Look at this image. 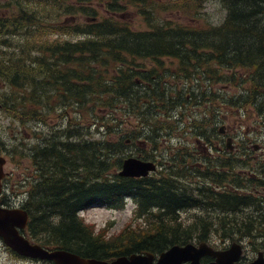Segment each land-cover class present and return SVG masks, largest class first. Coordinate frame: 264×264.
<instances>
[{
  "label": "trees",
  "instance_id": "obj_1",
  "mask_svg": "<svg viewBox=\"0 0 264 264\" xmlns=\"http://www.w3.org/2000/svg\"><path fill=\"white\" fill-rule=\"evenodd\" d=\"M80 1H76L75 9L84 16L90 15L94 22L80 25L79 39L50 37V33L58 30L57 20L74 13L70 5L67 9L63 5L59 7L62 0H9L14 12L19 14L0 18V29H26L14 44L5 37L12 32L0 31L2 112L14 111V120L21 126L33 117L44 122L55 111L64 117L66 106L72 104L79 107L81 104L86 116L91 109L88 104H92L110 117L107 123L103 121L105 116H90L91 122H86L82 133L72 131L73 127L52 131L47 140L43 137L49 148L38 149L35 156L28 148L25 156L31 157V162L37 157L39 180L35 185L27 167L13 183L26 185L25 200L20 206L27 213L24 236L41 246L104 259L134 250L161 251L192 238L203 241L209 238L215 225L214 232L219 237L251 236L252 249L264 250V195L253 191L264 184V162L250 166L246 173L235 172V154L224 153L225 159L214 156L212 163L209 159L206 166L204 163L196 169V176L201 174L206 180L197 184L198 195L193 199L177 195L172 163L165 177L159 169L139 179L116 174L126 157L127 137H123L121 127L128 124L129 115L133 113L138 123L153 124L151 138L158 139L157 125L164 110L168 123L178 101L177 95L162 92L154 65L148 72H130L131 59L139 60L133 64L136 67H141L139 63L145 59L156 65L163 59H171L182 69L185 78L189 77V70L201 67L203 83L209 80L212 85L221 84L218 91L222 94L212 89L214 150L215 142L219 141L216 125L224 116L219 119L220 109L229 114L239 113L246 119L252 113L256 116L252 120L254 130L258 132L259 127L264 130V0H217L224 10L218 23L202 17V4L207 0H172L161 4L157 0H136L137 14L145 25L142 30L131 28L113 15L103 17V13L100 17V13L99 16L86 5L89 0ZM110 1L106 9L115 11L112 6L118 2ZM53 5L57 8L52 16ZM172 10L187 21L161 18L162 13ZM51 42L82 44L84 48L47 49L45 44ZM109 66L111 73L106 70ZM134 76L144 82L129 92L135 86ZM96 120L100 123L94 125ZM90 124L100 134L97 138L86 137L85 129ZM173 128L168 125L166 131ZM196 129L197 139L202 140L205 131L201 133L199 125ZM112 131L116 140L110 139ZM7 151L10 155L16 152L15 148ZM125 196L133 201L132 213L143 220V227L136 225L134 230L114 240L104 238L105 229L93 235L92 227L75 215L92 203L122 209ZM178 203L216 209V219L207 220V216L199 214L194 220L178 221L179 209L175 206ZM243 206L250 207L244 214L247 219L237 213ZM56 215L58 221L54 219ZM128 227L124 226L120 232Z\"/></svg>",
  "mask_w": 264,
  "mask_h": 264
},
{
  "label": "rangeland",
  "instance_id": "obj_2",
  "mask_svg": "<svg viewBox=\"0 0 264 264\" xmlns=\"http://www.w3.org/2000/svg\"><path fill=\"white\" fill-rule=\"evenodd\" d=\"M66 3H72L71 0H65ZM160 2V4L164 1H172V0H157ZM113 4V9H117L118 11H122L124 8V12L121 14V16L116 17V19L122 20L124 24H127L133 29L136 30H142L145 29V25L142 22V19L137 14V8L135 3L132 0H111L110 3ZM124 2L127 4L125 7L123 5ZM109 3V0H90L88 2V7L92 8L93 10L97 11L98 15L101 14L100 17L103 16L104 11L106 10V5ZM52 6V5H51ZM57 6L53 5V7L50 9V13L53 16V13L55 12ZM6 12H14V7L12 4H9L7 6ZM175 10H172L170 12L162 13L161 18L167 19L170 21H187L186 18H183L179 15L178 12H173ZM201 12H203L202 17L208 21L213 23H218L222 16L224 15V10L221 8L219 2L217 0H207L202 4ZM160 13V12H159ZM158 13V15H159ZM51 16V17H52ZM64 19V16H62L60 19L57 20V23L62 22ZM202 21V20H201ZM77 22L79 24H82L85 22L83 16H79L77 18ZM17 23V21H15ZM20 32L25 31L26 29L23 28L21 30L14 29L13 27H6L0 29V31L3 32H12V31ZM66 30L60 29L58 31H55L50 34L51 38H64L62 37V34ZM11 44H14L16 41H18V37H10ZM1 47V46H0ZM12 48V47H8ZM2 50H5V48H2ZM167 60H170L167 62ZM164 66H175V62L171 59H163ZM108 72H112L110 66L106 69ZM169 81H175L178 83L181 82H187L180 77H172ZM171 83V82H170ZM173 84V83H171ZM221 84L216 83L212 85V89L215 88V90L219 92ZM174 87V86H173ZM175 89V88H174ZM232 91H235V89H232ZM211 102H212V95H211ZM72 107L66 106V112L64 117H59V111H55L56 113L51 112L49 115H51L48 119H46L44 122H41L43 120H40L38 118L33 117L34 121L36 123H39L37 125V136L42 134L50 135L52 134V131H67L68 128L73 127V130H76L78 133L84 132V128L86 126V122H91L90 116H96L97 117H104L103 121L106 120L107 123H109L110 117H107L105 114V110L95 109L94 106L91 104H88V107L91 108L87 111L89 115L86 116L85 108L80 104L79 106L70 105ZM88 108V109H89ZM225 109V108H224ZM249 111V110H248ZM9 113V114H8ZM2 112L0 110V146H5L3 149V152L5 155L4 162L2 164V172L4 173L5 177L1 181V191H0V204L3 206L8 207H17L21 206L25 200V192H26V185L24 186H16L14 185V181L17 180L18 177H20L27 167L30 168V171L32 169V158H27L25 154L28 152V148L34 144L37 143V141L32 136L31 131L34 129L33 123L31 121L25 123L24 126H21L20 123L14 120L15 112L9 111V112ZM58 114V115H57ZM222 115L226 116L225 120H220L219 123H217L216 127L219 125H225L229 127V130L227 133H229L230 137L232 138V146L231 149L228 150L224 146V138L222 135L218 134L219 136V144L218 146L221 149H224V152H222L221 156H218V152L216 149L214 150L213 146L211 151V163L214 156H218L221 159H225L227 156L224 155V153L229 154H235L236 155V161L233 162V170L235 172H245L246 169H248L250 166H257L260 165L262 162H264V130L259 127V131H255L253 128L254 122L253 119L256 118L255 115L252 113L249 114V118L246 119L245 117L241 116L239 113H231L229 114L227 111L219 110V119ZM84 116H86L84 118ZM84 118V119H83ZM128 124L122 126L121 133L123 137H127L129 133L133 131L134 128H132V125L135 124L136 117L131 113L128 117ZM77 123H79L76 126ZM100 123V121L96 120L94 125H97ZM52 126L50 129L49 127ZM88 129H85L87 132V138L88 139H94L97 138L100 134L95 131V127H93L92 124L88 125ZM55 127H58L55 129ZM23 128V130L21 129ZM20 129L22 131H20ZM100 130V129H99ZM60 131V132H61ZM181 134V132L177 133ZM126 135V136H125ZM116 135L112 131L110 135V139L116 140ZM83 138H85V134L83 135ZM222 140V142L220 141ZM19 143H23V145H19ZM213 144V143H212ZM253 145H255V149L253 148ZM195 147V144H193ZM15 148L16 152H8L7 150ZM159 149V148H157ZM195 150L199 152V149L196 147ZM124 156H126V152L124 153ZM198 160V159H197ZM245 164V165H244ZM157 168H159L157 166ZM243 176L242 174L240 175ZM240 177V178H241ZM259 190V187L257 188ZM256 190V191H257ZM258 193V191L256 192ZM261 193L264 192L261 190ZM197 194V192H196ZM134 208V204L131 200V198L126 197V203L122 209L119 210H113L109 208L106 205L98 204V203H92L91 205L87 206L85 210L80 211V215L82 216V222L89 224L90 227H92V234L97 235V232H99L101 229H105L104 231V238L105 239H116L119 238L121 235H123L128 230H134L136 225H139V227H143V220L140 218H137L136 215L132 213V210ZM250 207L243 206L239 208V211H237L238 216L245 217L246 212L248 211ZM134 211V210H133ZM203 214L202 216H207V220L216 219L215 216H217V210H213L211 208H206L203 206H197L194 207L192 210H186L185 212L179 214L180 219H184L181 221L188 222L191 219L195 218V216ZM132 218V220H131ZM55 221H58L59 217L56 215L54 218ZM247 219V217H245ZM217 222L214 220V223ZM124 226H129L128 229L125 228L122 231ZM216 226L213 225L210 229V237L214 242L217 243V245H229L230 242H245L246 245H244V253L243 257L245 261L251 260L256 255V250L252 249L253 247L250 246V239L251 236L247 235H237V236H221L219 237V233H215ZM120 232V233H119ZM119 233V234H118ZM118 234V235H117ZM116 235V236H115ZM258 241V239H255ZM195 242V240H194ZM258 251L261 250L264 253L263 249H257ZM0 264H49L47 261H39V260H33L28 259L25 257H21L16 255L14 252L9 250L1 241H0Z\"/></svg>",
  "mask_w": 264,
  "mask_h": 264
},
{
  "label": "flooded vegetation",
  "instance_id": "obj_3",
  "mask_svg": "<svg viewBox=\"0 0 264 264\" xmlns=\"http://www.w3.org/2000/svg\"><path fill=\"white\" fill-rule=\"evenodd\" d=\"M42 1V0H38ZM60 2V0H58ZM72 3H66L65 0H62V4L59 5L67 9V7L70 5L72 10H74V13L69 16H64V19L62 22L57 23L58 30L64 29L67 30L62 34V37L64 38H71V39H79L80 32L82 31V27L77 22V18L79 16H83L86 23H93L94 19L88 16H84L79 13L76 5L77 0H71ZM80 1V0H79ZM90 1V0H89ZM88 1V2H89ZM81 3H84L83 1H80ZM88 2L86 5L88 6ZM9 0H0V18L1 17H7L11 14V12H6L7 6L9 5ZM104 11L103 17H108L109 15H113L115 17L121 16V14L124 11H118L115 9V11ZM124 10V9H123ZM95 11V10H94ZM11 17H14L18 15L19 13H15ZM64 14V13H63ZM10 17V18H11ZM16 29V28H15ZM21 30V28H17ZM23 29V28H22ZM57 30V31H58ZM21 32H16L15 30L12 31V33H8L5 35L6 38H8L10 41V37H18V40L22 37ZM55 32V31H53ZM52 32V33H53ZM51 34V33H50ZM63 38V39H64ZM45 47L47 49L55 48H62L66 49L69 47H74L77 49L84 48V45L82 44H65V43H47L45 44ZM51 54V53H49ZM35 57V53L33 54V60ZM170 60H167L169 62ZM139 62V60H133L131 59L129 61L130 65H128V70L130 72H148L149 67L154 65L158 72V86L160 89L165 93V95H177L178 101H176V106L172 109L171 113L173 114L171 116L172 119L168 118V123L165 122V116L166 111L164 110L163 117H161L160 123L157 125V128L159 130L158 133V139L151 138L154 133L150 130V128L153 127V124L150 123H138L135 122V124L132 125L133 131L128 134L127 138L124 140L125 145V152L127 157H133L140 161H146V162H152L159 167V170H162L161 174L165 177V173L170 169V163H172L173 166V174H175V186L177 188V195L178 196H185V198H194L196 196V190H197V184H201L206 178H203L201 174H198L199 177L196 176V169L197 167L202 168L203 164L205 163V166L208 164L209 159L211 158V151L212 149V143L213 140L211 138V128H212V116H211V108H212V102H211V95H212V83L209 80H205L203 83L202 81V73L203 69L200 67L199 70L192 69L190 71V75L188 78L183 77L182 75V69L175 63L171 66H164L161 62L160 65H156V63L150 59L142 60L139 63V66L136 67L133 64ZM144 66V67H142ZM172 77H180L181 79L187 81V82H175V81H169ZM140 79L136 78L134 76V82L135 86L131 87V90L129 92H134V88L140 83H143L144 81H139ZM173 84H171V83ZM174 86V87H173ZM175 88V89H174ZM195 95V97H193ZM198 99H197V97ZM49 115L48 117H50ZM226 116H223L222 120H225ZM33 123L34 129L31 131L32 136L37 141L36 144L30 146L31 150H33V156H35L36 151L38 149H44L43 147L49 148L47 145V138L48 135L42 134L37 136V125L40 123H36L34 119L32 118L30 120ZM29 122V121H28ZM168 125H173L172 131H166L168 129ZM196 125H199V127L202 128L201 133L205 131V137L202 140L197 139V129ZM52 126L49 127V129ZM56 129L58 127H55ZM221 128V129H219ZM218 133L223 136L224 138V146L227 147L228 150L231 149L232 144V138L230 137L228 130L229 127L225 125H219L218 126ZM221 131V132H220ZM181 132V134H177ZM43 137L46 138V140H43ZM226 139H229V141H226ZM222 142V140H220ZM219 142V141H218ZM218 142H215L216 151L218 152V156H221L222 152H224V149H221L218 146ZM195 144V147L193 146ZM199 149V152L195 150V148ZM5 146H0V154L5 155L3 152V149ZM159 148V149H157ZM253 148L255 149V145H253ZM36 159L32 162V169H31V176L34 181V184L39 180L38 170L36 166ZM198 159V160H197ZM34 164V167H33ZM150 173V172H149ZM154 173V172H153ZM206 172L204 173L205 176ZM145 176H138V177H130L134 179H139ZM187 188L186 191H181L180 189ZM254 189V192L261 193V190L264 192V184L262 186H259V190ZM240 194H244L243 190L239 191ZM198 195V193H197ZM264 195V193L262 194ZM194 196V197H193ZM176 209H179L177 212V220L181 221L184 219L179 218V214L185 212L186 210H192L194 205H189L186 203H178L175 205ZM184 210V211H182ZM195 218L191 219L194 220ZM22 234H24L23 229L20 230ZM194 238L192 240L187 241L182 244L177 245H184L186 243H191L194 246H197L199 243L204 242L207 247H211L213 250H224L229 245H217L216 242L212 240V238L209 236L206 240H198L194 242ZM234 242V241H232ZM231 243V242H230ZM240 245V254L237 259V262L246 264L251 260L245 261L244 258H242L244 255V245H246L245 242H242L239 240L237 242ZM167 249V248H166ZM165 250V249H164ZM164 250L159 251H146V250H138V251H131L127 252L126 254H123V256H128L129 254L135 253V254H145V253H152V259L151 262L154 263L158 257V254ZM258 251L257 249H255ZM261 251V250H259ZM257 253V252H256ZM264 255V253H263ZM122 256V255H118ZM256 256V255H255ZM117 257V256H115ZM115 257L109 256L101 260L109 261L111 259H114ZM85 258H91V257H85ZM214 257L205 254L201 255L198 259L200 264H207L214 261ZM49 264H53L51 261H47ZM187 261H182L181 264H186Z\"/></svg>",
  "mask_w": 264,
  "mask_h": 264
},
{
  "label": "water",
  "instance_id": "obj_4",
  "mask_svg": "<svg viewBox=\"0 0 264 264\" xmlns=\"http://www.w3.org/2000/svg\"><path fill=\"white\" fill-rule=\"evenodd\" d=\"M221 129V128H219ZM221 132V131H220ZM229 141V139H226ZM228 148V145H226ZM4 158L0 156V191L1 179L3 178L2 164ZM155 170L152 162L140 161L133 157H124L116 174L121 177L145 176ZM27 223V213L20 206L8 207L0 204V240L16 255L36 259L40 261H51L53 264H200L198 259L201 255L209 254L215 259L207 264H242L237 262L240 254V245L231 242L224 250H213L204 242L194 246L191 243L184 245H172L158 254L154 263L151 262L152 253L129 254L117 256L109 261L81 257L74 252L60 248L41 246L26 238L20 230ZM246 264H264L262 251H257L255 258Z\"/></svg>",
  "mask_w": 264,
  "mask_h": 264
},
{
  "label": "bare ground",
  "instance_id": "obj_5",
  "mask_svg": "<svg viewBox=\"0 0 264 264\" xmlns=\"http://www.w3.org/2000/svg\"><path fill=\"white\" fill-rule=\"evenodd\" d=\"M73 134V133H72ZM63 135V134H62ZM68 135V134H67ZM66 143V142H65ZM67 146V145H66ZM43 166V165H42ZM71 175V174H70ZM54 209V208H53Z\"/></svg>",
  "mask_w": 264,
  "mask_h": 264
}]
</instances>
